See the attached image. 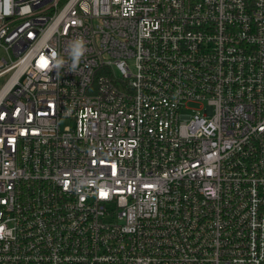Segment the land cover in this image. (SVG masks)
Returning <instances> with one entry per match:
<instances>
[{"label":"built area","instance_id":"built-area-1","mask_svg":"<svg viewBox=\"0 0 264 264\" xmlns=\"http://www.w3.org/2000/svg\"><path fill=\"white\" fill-rule=\"evenodd\" d=\"M0 264H264V0H0Z\"/></svg>","mask_w":264,"mask_h":264},{"label":"clouds","instance_id":"clouds-1","mask_svg":"<svg viewBox=\"0 0 264 264\" xmlns=\"http://www.w3.org/2000/svg\"><path fill=\"white\" fill-rule=\"evenodd\" d=\"M83 54V45L82 42L78 43L74 48V57L76 60Z\"/></svg>","mask_w":264,"mask_h":264},{"label":"rangeland","instance_id":"rangeland-1","mask_svg":"<svg viewBox=\"0 0 264 264\" xmlns=\"http://www.w3.org/2000/svg\"><path fill=\"white\" fill-rule=\"evenodd\" d=\"M198 106H199V105H197V104H191V105H190L191 108H198ZM189 112H192V110L190 109Z\"/></svg>","mask_w":264,"mask_h":264}]
</instances>
